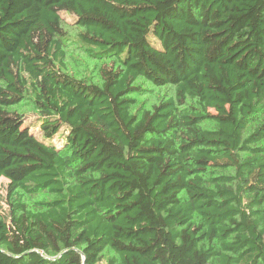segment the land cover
<instances>
[{"label": "trees", "instance_id": "1", "mask_svg": "<svg viewBox=\"0 0 264 264\" xmlns=\"http://www.w3.org/2000/svg\"><path fill=\"white\" fill-rule=\"evenodd\" d=\"M0 178V264H264V0H0Z\"/></svg>", "mask_w": 264, "mask_h": 264}, {"label": "rangeland", "instance_id": "2", "mask_svg": "<svg viewBox=\"0 0 264 264\" xmlns=\"http://www.w3.org/2000/svg\"><path fill=\"white\" fill-rule=\"evenodd\" d=\"M61 17L63 30L62 50L65 53L64 71L75 78L94 80L96 78L95 68L97 62L90 58L87 52V49L90 47L82 44L79 40L77 33L80 28L74 24L73 16L69 13L62 12ZM135 84L140 86L141 90L137 95H133L136 102L131 107L132 112L150 108L153 104H157L162 99L173 96V88L169 85L153 86L142 78H139ZM26 96L24 101L14 105L12 109L23 115L25 125H29L31 132L39 135V129L36 123L37 113L35 111L33 99L29 93H26ZM60 138V135H57L52 141L57 144V146H60L62 144ZM6 183L7 181L4 178H0V211H4L8 208L9 202L6 200ZM51 196L52 195L48 192H38L32 195H25L23 201L29 209H35L38 207L40 201L49 199ZM111 255V252L105 250L101 255L99 264H107Z\"/></svg>", "mask_w": 264, "mask_h": 264}]
</instances>
